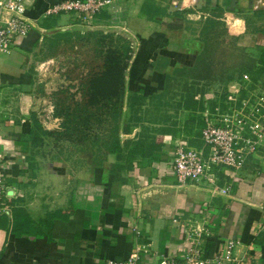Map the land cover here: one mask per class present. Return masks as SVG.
Here are the masks:
<instances>
[{
    "label": "crops",
    "instance_id": "obj_1",
    "mask_svg": "<svg viewBox=\"0 0 264 264\" xmlns=\"http://www.w3.org/2000/svg\"><path fill=\"white\" fill-rule=\"evenodd\" d=\"M60 1L28 0L25 15L33 26L8 54H0L1 86L29 89L32 56L40 43L59 30L66 31V25L78 19L70 13L46 14ZM114 1L115 12L107 8L92 20L96 24L114 22L122 32L137 38L128 74L132 80L128 89L133 92L144 85L140 78L146 72L193 66L202 47L199 30L206 20L220 22L219 28L230 32L231 41L245 52L264 50V0ZM235 83L242 82L234 79L229 87ZM149 84L155 85L154 80ZM203 87V96H197L203 109L194 113L180 109L177 123L158 134L162 150L150 157H129L130 147L124 140L129 138L134 145L140 137L154 136L158 125H145L147 132L137 125L129 137L120 134L124 156L109 154L91 165L72 155L33 159V146L25 140L29 124L18 128L10 121H0L4 132L0 133V149L21 151L24 146L29 152L27 167L18 170L13 166L8 178L12 190L9 213L4 215L11 219L18 211L24 226L18 234L0 230V264H104L107 259L124 260L136 244L148 250L140 254L137 264H156L161 254L179 257L185 231L197 226L203 228L200 247L204 257L231 238L238 240L233 260L223 264L235 260L264 264V150L251 155L239 170L215 167L217 191L204 178L179 185L170 173L177 144L208 152L200 136L201 116L223 88L213 94L207 89L211 86ZM20 135L26 146L17 144Z\"/></svg>",
    "mask_w": 264,
    "mask_h": 264
},
{
    "label": "rangeland",
    "instance_id": "obj_2",
    "mask_svg": "<svg viewBox=\"0 0 264 264\" xmlns=\"http://www.w3.org/2000/svg\"><path fill=\"white\" fill-rule=\"evenodd\" d=\"M92 19L72 20L66 25V31L61 32L63 34L46 37L40 43L39 51L32 56V83L29 89L0 85V121H10L18 128L22 123L31 127L29 118L34 114L43 129L63 130L62 123L66 122V115L84 106L88 79L102 69L105 50L110 46L118 47L124 40L136 45L137 38L122 32L116 23L96 24ZM220 38L223 42L231 41L230 32L225 31L224 27ZM211 87L207 89L212 90L213 94L221 90L220 86ZM124 102L123 99V106L115 110L111 103H106L108 107L87 109L93 113V117L87 122L68 123L71 129L66 135H41L37 129L42 140L33 142L30 157L65 159L72 155L84 158L91 165L96 164L103 159L102 152L110 144L108 137L114 126L118 128V133L122 132L121 127L129 126L125 134L127 137L134 133V105L130 109ZM130 102L133 103L132 100ZM153 102L155 104L157 99L153 98ZM150 109L154 117L156 111L152 107ZM59 110H62V115L58 116L56 113ZM85 110L83 108L78 112L83 119L86 117ZM165 111L170 116L168 123L175 125L177 113L173 107L161 110ZM137 124L157 126L146 120ZM124 142L125 146H131L129 138Z\"/></svg>",
    "mask_w": 264,
    "mask_h": 264
},
{
    "label": "trees",
    "instance_id": "obj_3",
    "mask_svg": "<svg viewBox=\"0 0 264 264\" xmlns=\"http://www.w3.org/2000/svg\"><path fill=\"white\" fill-rule=\"evenodd\" d=\"M221 25L220 22L206 20L201 26L198 40L202 43V47L196 56L193 66H175L172 72L166 73H153L151 71L150 74L148 72L141 74L140 79L143 80L144 85L134 89V92L128 89L132 80L127 77L132 58L137 51L136 45L133 46L129 40H124L118 47H108L104 52L102 69L92 74L88 79L84 106L75 108L66 115V122L62 123L63 130H45L35 115L31 114L29 118L31 127L25 140H28L32 145L34 144L33 142L42 140L41 135H66L71 129L68 123L75 124L77 121L83 120L87 122L93 117V113L87 109L108 107L106 103H111L115 110L116 107L120 108L123 106L124 99V104L130 109L134 105V127L139 125L137 122L141 120H146L147 123L148 121L149 123H156L159 126L155 129L157 133L154 136L146 139H141L140 137L130 148L126 146L128 148L127 154L129 157L138 154L141 157L152 156L155 151L162 150L163 147L162 144L160 145L161 136H158V134L162 135L168 131L165 127L167 128L169 125L170 116L167 115L166 111L161 112V110L173 107L175 113H178L180 109H192L194 113L198 109H203L201 104L203 101L201 99L198 100L197 96H203L206 91L203 87L204 85H214L215 87L220 86L223 88L220 97L224 101V96L228 92L229 82L234 79L243 82V75L245 74L249 76L251 81L250 89L259 87L258 85L264 86V50L245 52V49L237 46L234 41L223 42L224 40L220 38L223 32V29L219 28ZM63 33L58 32V36ZM153 80L155 85H150L149 82ZM202 82L204 84L200 85ZM244 96L245 92L242 91L241 97ZM153 98L157 99L155 104ZM215 105L216 103L211 108H214ZM150 107L156 111L154 117L151 116L152 109ZM83 108H86L85 119L78 113ZM56 115H62V110H59ZM127 127L129 126L121 127L122 132L118 133V128L114 126L108 137L110 144L109 146L107 144L105 150H103L102 158L109 154L124 156L126 149L120 145L119 136L120 134L128 133L126 132L128 130ZM37 129L41 135L37 134ZM143 129L144 132L148 131L144 126ZM25 140L20 135L17 144L22 142L26 146ZM22 148L24 150L22 149L21 151L26 153V158H28V150L26 151L24 146ZM21 217L22 215L18 211L13 213L11 219L4 214L0 215V230L18 234L19 230H21L20 226H24V223H21Z\"/></svg>",
    "mask_w": 264,
    "mask_h": 264
},
{
    "label": "built area",
    "instance_id": "obj_4",
    "mask_svg": "<svg viewBox=\"0 0 264 264\" xmlns=\"http://www.w3.org/2000/svg\"><path fill=\"white\" fill-rule=\"evenodd\" d=\"M27 4L28 0H0V54H8L33 26L25 15ZM173 4L177 6L178 2ZM107 8L115 12V1L61 0L48 8L46 14L70 13L85 21ZM250 84L249 77L244 76L242 83L228 88L224 101L219 95L213 102L216 103L214 108L203 111L200 136L203 146L208 148L206 154L203 148L175 146L170 173L179 185L204 178L217 191L212 173L215 167L239 170L251 155L264 150V90L258 87L250 89ZM242 91L245 92L244 97H241ZM0 133H4L1 126ZM13 166L18 170L26 168V153L11 147L0 149V215L9 213V192L12 189L8 178ZM25 174L31 175L30 171ZM202 234V227L187 229L180 256L161 254L156 264H223L224 260H233L238 240L228 238L217 252L204 257L200 247ZM147 251L146 245L136 244L124 260L107 259L104 264H137L140 254ZM234 264L244 263L235 260Z\"/></svg>",
    "mask_w": 264,
    "mask_h": 264
}]
</instances>
